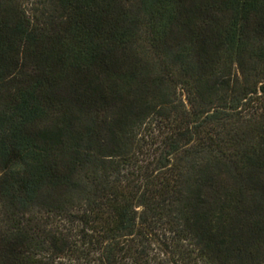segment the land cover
Masks as SVG:
<instances>
[{
    "label": "trees",
    "instance_id": "obj_1",
    "mask_svg": "<svg viewBox=\"0 0 264 264\" xmlns=\"http://www.w3.org/2000/svg\"><path fill=\"white\" fill-rule=\"evenodd\" d=\"M0 264H264V0H0Z\"/></svg>",
    "mask_w": 264,
    "mask_h": 264
}]
</instances>
